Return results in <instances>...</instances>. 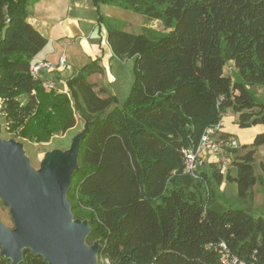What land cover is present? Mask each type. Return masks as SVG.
<instances>
[{
  "label": "trees",
  "instance_id": "obj_1",
  "mask_svg": "<svg viewBox=\"0 0 264 264\" xmlns=\"http://www.w3.org/2000/svg\"><path fill=\"white\" fill-rule=\"evenodd\" d=\"M36 1L0 0L1 117L8 133L36 143L73 127L75 113L87 118L66 197L74 218L89 224L86 242H98L97 259L264 264V215L212 202L215 183L235 181L247 200L256 181L264 101L250 87L264 86V0H93L141 12L166 30L105 27L113 54L133 59L134 79L122 106L104 117L117 98L99 96L87 81L101 70L97 59L67 80L68 92L44 89L30 73L47 42L27 20ZM230 60L234 76L223 72ZM228 112L239 128L263 127L232 160L235 176L204 161L197 178L185 174L183 150H196L204 130ZM0 264L11 261L0 256ZM18 264L47 263L24 249Z\"/></svg>",
  "mask_w": 264,
  "mask_h": 264
},
{
  "label": "water",
  "instance_id": "obj_2",
  "mask_svg": "<svg viewBox=\"0 0 264 264\" xmlns=\"http://www.w3.org/2000/svg\"><path fill=\"white\" fill-rule=\"evenodd\" d=\"M88 125L86 120L68 149L46 155L37 173L20 143L0 138V199L14 223L10 229L0 222V256L11 264L23 259L24 249L47 264H97L99 244L86 242L91 228L74 218L66 197Z\"/></svg>",
  "mask_w": 264,
  "mask_h": 264
},
{
  "label": "rangeland",
  "instance_id": "obj_3",
  "mask_svg": "<svg viewBox=\"0 0 264 264\" xmlns=\"http://www.w3.org/2000/svg\"><path fill=\"white\" fill-rule=\"evenodd\" d=\"M76 9L78 10L77 13L79 14L81 20L80 31L62 41L53 40L46 48L50 51V53L54 54V56L64 53L66 61L70 64V66L76 65L80 67L82 64H85L86 59H83L86 57V51L84 50V48H86L85 45H88L89 47L92 46L94 50L97 49L98 44L100 45L101 40L104 39V28L108 25L112 24L122 30L135 34H139L146 29L157 30L160 34H163L166 31L161 21L148 19L141 12H136L129 8L118 6L109 2H101L98 12L94 10L91 11L85 5L78 8L76 7ZM98 13L105 17L102 25H100L101 32H98V28L94 27ZM77 35L78 37H76ZM123 65V71L119 79H113L111 82L115 90L113 95L116 96L117 103L111 104L108 108L100 112L99 115L101 117L106 116L114 107H121L123 101L129 93L130 86L134 79L133 60L129 59L128 61H125ZM224 73H231L230 75L232 76L235 75L233 66L228 64V62L224 67ZM44 89L48 88L44 87ZM99 92L101 93L103 91H98V93ZM260 100L264 101V99ZM75 114L76 124L73 128L69 129V133L65 135L56 134V136L47 143H36L34 141L14 137L4 129L3 118L0 116V138L3 140L12 139L20 143L24 154L28 159L29 167L37 173L40 169L41 162L44 160L46 155H54L53 153L56 151H65L68 149L72 138L84 128L87 118L81 117L77 113ZM226 124H228V122ZM240 148H242V144L239 142L237 149ZM254 157L255 160L253 163V169L256 181L251 187L248 199L243 200L238 197L237 185L235 181H225L221 185L216 183L212 185L214 189V197L212 198L214 204L223 206L224 208H250L251 212L264 215V146L256 151ZM200 166L201 165H199V167ZM0 222L7 228H14L9 208L3 204L1 199ZM97 264H102V261L97 260Z\"/></svg>",
  "mask_w": 264,
  "mask_h": 264
},
{
  "label": "crops",
  "instance_id": "obj_4",
  "mask_svg": "<svg viewBox=\"0 0 264 264\" xmlns=\"http://www.w3.org/2000/svg\"><path fill=\"white\" fill-rule=\"evenodd\" d=\"M83 5L87 6L91 11L94 10L96 12H98L100 8V3L98 5H95L93 0H37L30 6L31 12L29 17L27 18L28 22L33 25L43 36L47 38L46 44L32 58L31 64H35L42 60L53 63L55 65L54 68L49 70L42 69L37 73L36 76L42 81L43 85L50 84L52 89L59 92H68L67 80L77 74L79 69L84 64H82L80 67L76 65L70 66V64H68L66 61L64 53L61 55L59 54L58 56H54V54L50 53V51L46 48L51 41H62L72 36L74 33L80 31L81 20L79 14L77 13L78 10L76 9V7H82ZM100 15L102 14L98 13V17L96 18V22L94 24V27L98 28V32H101L100 25H102L104 21L99 20ZM76 37H78V35ZM85 47L86 48H84V50L86 51V57L83 58L86 59L85 64L91 62L94 59H97V63L101 67V70L99 72L89 74L87 76V81L93 86L94 90L97 93L98 91H103L101 93L99 92L100 94L98 93L99 96H112L115 92L114 87L111 83L112 80L119 79L123 71V63L132 58L123 59L113 54L106 40L105 28L104 39L101 40L100 45L98 44L97 49L94 50L92 46L89 47L88 45H85ZM60 59H64L65 64L63 63L62 65H59ZM228 64L232 65L234 69V64L232 60L228 61ZM224 74L230 75L231 73ZM250 90L254 93L257 98L264 99V86L254 85L250 87ZM227 122L228 124H226ZM69 129L66 130L63 134H68ZM262 130L263 127L261 125H255L254 127L248 128H239L236 124V115L232 112H228L225 116H223L220 123L218 124L216 134L217 136H232L236 138L240 142V144L244 145L243 143H250L254 135ZM55 136L56 135H53L52 138H54ZM263 146L264 145L258 147L257 150ZM243 152V148L235 149L231 152L232 159H234V157H236L237 155L242 154ZM204 153L205 151L199 152L200 155H203V161L206 163H213V156ZM214 165L215 167H217L216 164ZM261 165L263 166L262 163ZM209 168L210 167L206 168L207 172L210 171ZM227 171L231 176H235L236 174V169L233 165L228 167L225 172ZM223 182L218 185H221ZM212 202H214L213 199Z\"/></svg>",
  "mask_w": 264,
  "mask_h": 264
},
{
  "label": "built area",
  "instance_id": "obj_5",
  "mask_svg": "<svg viewBox=\"0 0 264 264\" xmlns=\"http://www.w3.org/2000/svg\"><path fill=\"white\" fill-rule=\"evenodd\" d=\"M64 63V59L59 60V65ZM55 65L49 61H39L30 66V73L34 76L42 69H52ZM44 87L51 88L50 84H44ZM0 116L1 112V101H0ZM217 126L207 127L199 141L196 150H183L184 155V167L183 172L190 175L193 178H197V166L203 163L202 156L199 152L205 151L204 154L212 155L216 166L223 172L232 165L231 152L238 148L239 142L232 136H217Z\"/></svg>",
  "mask_w": 264,
  "mask_h": 264
}]
</instances>
